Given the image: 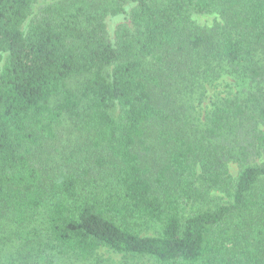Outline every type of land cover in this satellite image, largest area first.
I'll list each match as a JSON object with an SVG mask.
<instances>
[{"label": "trees", "instance_id": "1", "mask_svg": "<svg viewBox=\"0 0 264 264\" xmlns=\"http://www.w3.org/2000/svg\"><path fill=\"white\" fill-rule=\"evenodd\" d=\"M37 2L0 0V264H264V0Z\"/></svg>", "mask_w": 264, "mask_h": 264}, {"label": "rangeland", "instance_id": "2", "mask_svg": "<svg viewBox=\"0 0 264 264\" xmlns=\"http://www.w3.org/2000/svg\"><path fill=\"white\" fill-rule=\"evenodd\" d=\"M38 2L35 4V8L37 5L39 4H43V2L46 1H50L49 4L57 2L59 0H37ZM36 13H38L36 11ZM194 20L202 26L205 25H213L214 21H215V16L212 15H207V16H194ZM123 26L125 25V20L123 18H120L118 20H116V22L114 23L113 29L117 26ZM78 82V80L74 81L72 86H76V83ZM229 86H231L234 91L237 90L234 80L231 77H227L225 76L224 78H222L216 85L213 84L212 85V92L209 94L208 99L205 100V102H203L202 104H198V102L195 103V105H198V109H202L201 111H203V113L207 110V107L210 106L211 101L214 103L216 98H211L213 97V95H217V94H222L224 95V93L228 92L230 89L228 88ZM58 137L48 143L50 144L48 151H49V156L51 158H49L48 162L51 166L60 168L61 166L64 165V157L69 156L71 153L76 154L79 153V147L80 145L83 146V144L85 143V141L87 140V136L82 134L81 132L76 131V129H74L72 121L64 118L62 120L61 125L58 128ZM263 160H259L257 161L258 163H261L262 161H264V158H262ZM229 169L231 172V175L233 178L237 177L240 167L237 163H230L229 165ZM218 196V198H222L223 201H232V198H230V195L228 192H220V193H216L215 196ZM221 201V200H220ZM140 224V227L138 228V231L142 234V236L145 235H154V230L152 228H150L148 225L142 223V222H138ZM137 223V224H138ZM102 256L104 257V259L110 258V261L112 263H117L121 261V256L119 255H114L111 254L110 252H103ZM124 261V259H122ZM138 259H129L130 262L132 261H137ZM144 261H146V264H155L154 261H152L151 259H145L143 260V264ZM68 264H72V263H68ZM78 264V263H75Z\"/></svg>", "mask_w": 264, "mask_h": 264}]
</instances>
